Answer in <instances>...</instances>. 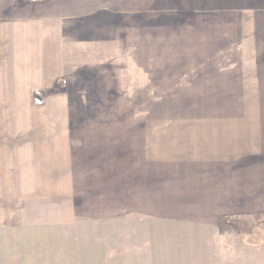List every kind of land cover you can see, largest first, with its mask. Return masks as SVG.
<instances>
[{
	"label": "rangeland",
	"instance_id": "obj_1",
	"mask_svg": "<svg viewBox=\"0 0 264 264\" xmlns=\"http://www.w3.org/2000/svg\"><path fill=\"white\" fill-rule=\"evenodd\" d=\"M22 19L61 36L50 93L110 182L72 224L0 199V264H264V0H0Z\"/></svg>",
	"mask_w": 264,
	"mask_h": 264
},
{
	"label": "crops",
	"instance_id": "obj_2",
	"mask_svg": "<svg viewBox=\"0 0 264 264\" xmlns=\"http://www.w3.org/2000/svg\"><path fill=\"white\" fill-rule=\"evenodd\" d=\"M53 27L41 19L0 26V199L10 224L16 201L29 202L36 217L52 224H72L91 186L102 202L110 182L105 136L93 137L73 120L66 93H50L64 74L63 41ZM93 140L101 142L96 151ZM114 194L125 202L124 188Z\"/></svg>",
	"mask_w": 264,
	"mask_h": 264
},
{
	"label": "trees",
	"instance_id": "obj_3",
	"mask_svg": "<svg viewBox=\"0 0 264 264\" xmlns=\"http://www.w3.org/2000/svg\"><path fill=\"white\" fill-rule=\"evenodd\" d=\"M37 95V94H36ZM36 99H37V97H36ZM39 102L41 101L39 98L37 99Z\"/></svg>",
	"mask_w": 264,
	"mask_h": 264
}]
</instances>
